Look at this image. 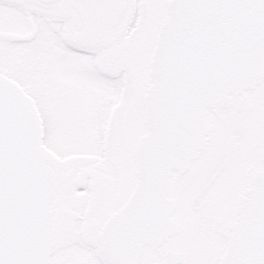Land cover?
I'll return each instance as SVG.
<instances>
[{"label": "snow or ice", "instance_id": "snow-or-ice-1", "mask_svg": "<svg viewBox=\"0 0 264 264\" xmlns=\"http://www.w3.org/2000/svg\"><path fill=\"white\" fill-rule=\"evenodd\" d=\"M0 264H264V0H0Z\"/></svg>", "mask_w": 264, "mask_h": 264}]
</instances>
